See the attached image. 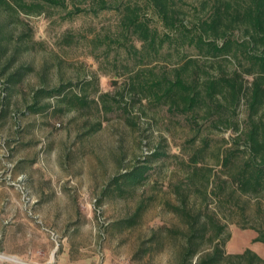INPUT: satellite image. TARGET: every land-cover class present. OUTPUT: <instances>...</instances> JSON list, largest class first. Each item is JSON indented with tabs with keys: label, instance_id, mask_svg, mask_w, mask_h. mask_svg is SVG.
<instances>
[{
	"label": "rangeland",
	"instance_id": "1",
	"mask_svg": "<svg viewBox=\"0 0 264 264\" xmlns=\"http://www.w3.org/2000/svg\"><path fill=\"white\" fill-rule=\"evenodd\" d=\"M135 1L148 27L173 34ZM72 5H46L12 28L5 59L22 49L0 81V264H181L188 225L173 208L182 201L224 227L220 240L231 235L225 252L248 248L264 258V244L253 242V228L264 227V197L234 193L216 157L235 133L213 128L202 111L170 112L129 86L135 70L172 77L184 58L197 61L203 79L230 76L236 63L212 64L186 44L174 52L168 41L140 61L141 43L118 11H97L88 0L69 14ZM251 79L244 76L247 87ZM75 94L84 105L61 100ZM237 113L242 127L245 102ZM194 165L212 169L208 189L202 175L189 181ZM136 168H146L142 180L124 182Z\"/></svg>",
	"mask_w": 264,
	"mask_h": 264
},
{
	"label": "trees",
	"instance_id": "2",
	"mask_svg": "<svg viewBox=\"0 0 264 264\" xmlns=\"http://www.w3.org/2000/svg\"><path fill=\"white\" fill-rule=\"evenodd\" d=\"M69 1L74 11L69 14H73L83 11L76 6V2L83 4L88 0ZM93 1L97 2V11L111 9L121 14L122 27L141 43L139 50L134 48L140 61L144 58L143 53L157 57L164 42L168 41L174 52L186 44L193 46L198 55L211 58L212 64H220L222 61L236 63V70L230 76L203 79L197 61L184 58L173 68L172 77L163 73L161 76L146 78L148 71L135 70L129 86L130 90H140L156 102L167 105L170 112H188L192 118H197L199 111H202L206 119H210L213 128L223 125L231 129L235 133V145L232 144L216 156L222 172L229 178L234 193L264 197V0H144L145 7L150 6L163 27L173 33L161 36L148 27L149 21L141 13L142 5L139 2ZM65 2L0 0V81L22 49L16 46L14 55L5 59L11 48L12 28L21 15H40L46 5L58 7L64 6ZM88 10L97 12L92 8ZM218 68H221L220 65ZM149 73L153 75L151 71ZM244 76L252 78L249 87L246 86ZM16 80L11 76L8 81L13 83ZM105 96H100V100ZM61 100L73 108L78 102L85 104L84 98L76 94L62 97ZM242 101L245 102L247 115L241 127L237 109ZM103 107L106 108L105 105ZM145 169L136 168L124 173L121 178L124 182L136 184L142 180ZM212 173L210 168L194 165L188 172V179L193 184L202 175L201 181L208 189ZM214 191L215 188L213 194ZM182 202L181 207L173 208V212L183 217L188 225L181 264H264V258L248 248L241 253L225 252V243L231 235L227 233L220 240L225 232L224 227L200 211L193 214L188 210V204ZM133 221L125 222L131 226ZM253 230L257 233L253 242L264 244V227H255ZM211 231V247L205 250L204 240Z\"/></svg>",
	"mask_w": 264,
	"mask_h": 264
}]
</instances>
